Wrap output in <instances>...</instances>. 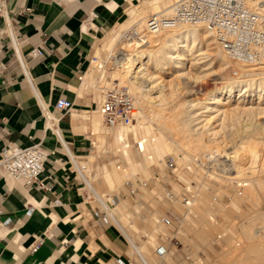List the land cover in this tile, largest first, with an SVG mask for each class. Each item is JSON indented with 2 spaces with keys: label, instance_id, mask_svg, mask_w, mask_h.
<instances>
[{
  "label": "crops",
  "instance_id": "1",
  "mask_svg": "<svg viewBox=\"0 0 264 264\" xmlns=\"http://www.w3.org/2000/svg\"><path fill=\"white\" fill-rule=\"evenodd\" d=\"M148 1L4 0L0 58L8 71L0 81V152L6 142L41 144L48 157L43 188L28 189L0 175V264H132L123 233L109 236L110 222L92 205L75 173L82 178L75 164L91 146L86 123L77 116L97 105L84 78L100 41L132 6ZM11 34L26 61L28 79L16 60ZM36 48L44 55L32 60ZM60 100L72 102L74 109H59ZM181 221L179 217L177 224ZM187 235L189 243H177L171 264H219V245L198 238L191 243ZM240 259L251 261L247 254ZM237 260L234 255L229 263Z\"/></svg>",
  "mask_w": 264,
  "mask_h": 264
},
{
  "label": "rangeland",
  "instance_id": "2",
  "mask_svg": "<svg viewBox=\"0 0 264 264\" xmlns=\"http://www.w3.org/2000/svg\"><path fill=\"white\" fill-rule=\"evenodd\" d=\"M174 1L175 0H169L168 5L171 6ZM150 4V1H148L140 3L139 6H132L131 8L134 11L132 10L133 12H131L129 15L130 8L126 12L125 20L116 26V28L109 31L107 35H105V37H103L100 41L97 49L102 44L101 47H103V54L100 55V59L96 64H101L103 61L104 76L101 77V73L98 72L97 68L92 69L90 66L84 78L85 87L90 91L91 94L95 96L97 102L96 106L99 107V103L101 101L100 98L102 99L103 96L100 90L105 91L116 86H128L118 85L117 82L113 80L115 72L119 70L116 58L118 60V58L123 57L119 56V54L118 57L117 53L126 52L124 51L126 50L124 47L126 44H128L127 42H121L120 37L121 34L124 31H127L133 24H137L141 29L146 26V24L141 23L142 17L139 12L143 8L150 6ZM135 10L138 14L135 12ZM138 19L140 20L138 21ZM141 24L144 26L142 27ZM116 29L117 32L114 33L113 31H116ZM207 35L208 34L202 32V34L198 36L199 39L196 41V49H199L200 51L195 54L198 55L200 52L204 54V59L202 60V62L205 61L204 63L199 64V62L197 63L194 61V56H189V60L185 61V69L182 71H177L171 68L163 70L159 67H156L152 62H149L148 65L143 66V68L147 69V71L144 70L143 72L146 75H134L136 76L137 80L139 78V81H137L132 75L134 78L133 80L135 81L136 85L140 87V89H130L132 90L131 92L134 95L135 100L139 97L140 99L142 98V103L144 102L142 106L138 105V103L136 104L138 111L141 109L142 113L144 112V115H149L145 119L147 126L154 125L153 127H149L151 129L156 128L154 124L155 121L153 120L152 116L154 112L164 111L169 114L171 111L177 112L181 110L184 112V118H186V120L189 118L187 120L188 125L186 124L184 126V130L187 132L189 131V134H192V136L195 137L199 135L201 136L203 133L202 136H205L203 137V140H206V144L209 141L213 143L211 144V142H209L207 144L208 146L211 145L207 151L204 150L203 153L201 151L196 155L192 154L193 157L191 154H187L190 156L189 159L188 157L183 159L184 156H187L186 153L184 155L181 150L177 149L176 152H165L158 159L150 160L147 163L143 153L138 150L137 144L133 143V135L130 134V137L128 136L127 140L129 141V144H131V148L128 150L129 154L131 153L130 156L134 161H131L130 163L125 156H123L121 153L115 152L114 150V134L116 129H105L106 127L104 123H102V130L100 134L92 135L93 126L90 120L91 114L82 112L79 116H77L81 122L86 123L84 124L87 131L86 137L88 138V141L91 145L87 152L81 155V158L77 159L79 167L82 169L83 175L85 174L84 176L90 182L92 181V185L98 189L97 191L99 194L101 196L103 195L102 197L112 208L115 216L122 224L124 231L116 224L107 210H105L99 198H97L96 195H93V192H91L84 178L79 176L77 170L75 173L82 182L83 190L86 191L88 199L92 202V205L95 208H98L102 213H104V215L107 213L110 215L109 222L111 226L108 230L109 236L116 237L118 231L123 233V237L121 236V241L126 247V251L132 260V264L145 263L141 259L140 255L135 252L132 245L130 244L129 239L137 246L144 247L145 257L148 262L150 261V264H166V258L158 257L156 254V250L159 245H165L169 251L167 261L168 264H171V255H175L178 251L179 246L177 243H189L187 233L191 236V243L194 241V239L198 238L209 245H219L221 250V258L218 260L219 264H230L229 259L234 255H237L238 257L236 264H246L244 260L241 261L240 259V257L244 259L246 254L247 256H250L251 259L249 264H264V256L262 259L258 260V254L257 251H255L257 248L256 246L260 245V243L263 245L264 249V196H262L256 203V201H253L249 198H244L239 195L242 187L238 186V179L231 182L225 181L226 178L236 175V173L233 171V169L235 170L236 167H233V165L235 166L238 161L242 162V164L246 165L247 167L251 165L249 162L252 160L250 159V149L253 148L252 146H254V148L253 151L251 149V153H257L259 161V164L256 163L253 165L257 170L256 176H260L264 181V170L262 171L260 166L263 162L262 155L264 150V145H262L264 144V115L257 113L251 115L247 112L244 113L240 110L234 111L233 109L237 107V104L240 101L243 102L241 104L242 106H257L255 103L259 102L260 100H264V92L259 93V90L261 89V83L260 81H257L252 87L250 86L252 91L248 92L245 96H240V89H246L245 87H249L248 85L241 86L230 98V100H232L230 103V108H232L231 110L233 112L231 110V112L228 110L223 111L226 108H224L225 106L222 104L229 101L228 94H223L221 96L222 104L219 107L222 111L220 110V114L219 112L203 113L204 110L201 109L202 105H199V107L195 106L196 103H203V106L208 105V103L212 101L214 94L218 93L217 89L222 88L228 81L232 80L234 77L233 70L236 68L235 64L233 63H231V67H229V60L226 53V61H221L217 53H224L225 51H223V49L218 45L213 33L211 34L212 36L209 35L210 37L208 36V38H206ZM103 40L104 42L102 43ZM148 43L149 42L145 43V45L143 43L141 44H143V48H147L150 45V43ZM130 46L132 49H134V47L137 49L136 45ZM95 55L96 54H94L93 57ZM135 59L137 58L135 57ZM91 60H93V58H91ZM147 60L148 58L143 60L145 61L144 63H146ZM137 64L138 61H136V65ZM204 64L206 66H204ZM136 71H138V69ZM260 95L261 98L259 99ZM183 104H185V106ZM262 105L264 107V103L260 106ZM175 107L177 108L175 109ZM194 113L196 115H194ZM197 113L202 116H197ZM205 115L207 117H205ZM203 118H208L210 120L207 122L205 129L202 127L203 123H197ZM137 122L138 121H136L134 123L135 125H133L136 126ZM194 127L196 128L194 129ZM205 133L206 135H204ZM106 134H109V138H106ZM141 135L142 131L139 132V137H141ZM253 137H255V139ZM99 138L101 140L97 141ZM111 138L112 140L114 139V141H112ZM249 138H252L250 142ZM95 139L97 142H99V144L96 143V146L97 144L99 146H97V148L92 144L93 140ZM175 139H180V137L176 136ZM215 141L217 144H215ZM149 144L148 146L150 147ZM244 144L246 146H244ZM215 146H217L218 149ZM242 146L244 147L242 148ZM216 150H218L219 153L216 152ZM208 151L215 152V154L211 156L212 158L208 156ZM236 151H239V153L242 154V161L241 159H233L235 161L234 162L232 158H229L234 154L233 152ZM242 156H244L246 160ZM170 158H173L176 163V170L174 172L169 171L166 166V162ZM132 162L134 164H132ZM142 163L145 165L143 166ZM130 165H136V168L137 165L138 167L140 166V168H137L135 175L129 168ZM143 168H145V170ZM125 170H127L126 176L121 182H119L120 184L116 183L110 187L107 186L110 185L108 182L105 181L104 183V179L106 180L107 177L106 173H113L114 171H120V173H122ZM258 172L262 176L258 175ZM103 174H106V176H103ZM251 176L252 175L249 173V171H246V174L241 177V180H248ZM134 179H138L141 182H146L148 186L140 189L136 195H131L127 191L126 186L129 181ZM185 180H187L189 183L187 181L185 183ZM184 197H187V200H189V202L192 204L186 206L184 203ZM171 216L176 217L177 219L179 217L183 219V221H181V225L177 224L180 226L178 233H171L161 222L164 218ZM176 222H178V220ZM151 237L153 240L149 239ZM232 264H235V262Z\"/></svg>",
  "mask_w": 264,
  "mask_h": 264
},
{
  "label": "bare ground",
  "instance_id": "3",
  "mask_svg": "<svg viewBox=\"0 0 264 264\" xmlns=\"http://www.w3.org/2000/svg\"><path fill=\"white\" fill-rule=\"evenodd\" d=\"M128 1H132V0H128ZM169 0H150V6H148L147 8H143L139 14L141 15V23L143 24H147V19L149 16H166V17H170L173 13V6L174 3L177 1L175 0L174 3L170 6L168 5ZM115 3L113 2L112 5H114ZM110 5V4H109ZM111 5V8H113L114 6ZM133 10V9H132ZM130 11L129 14L133 11ZM136 12V10H135ZM137 13V12H136ZM138 14V13H137ZM136 14V15H137ZM135 18V17H134ZM137 18V17H136ZM140 19H138L139 21ZM136 23V22H135ZM138 23V22H137ZM143 24L142 27L144 26ZM140 25V24H139ZM140 27V26H139ZM145 27V26H144ZM143 27V28H144ZM202 32H204L205 34H208L206 36V38H208L209 35L212 34V31L209 30L207 27L202 26V25H198V26H188V25H181L177 28H173V29H168V30H163L161 32H155L153 34H149L147 35V40H145L143 42V44L145 45V43L149 42L150 45L147 48H143V44H139L135 49H132L130 45L133 44H126V46L124 47L126 50V52H118L117 56L119 54V56H123L122 58H118L117 60V66L119 67V70H117L115 72L114 78L113 80L115 82H117L118 85H128L129 89L133 88L134 90H139L140 87H138L135 83V81L133 80L134 78H136V76H134L135 74H143L146 75L144 72V70L147 71V69L143 68L144 65H148L149 62H152L156 67H159L163 70L165 69H175L177 71H182L184 70V66H185V61L189 60V56H194V61H196L197 63H204L205 61L202 62V60L204 59V54H202L200 52V54L196 55L195 53H198L200 50L196 49V41L198 38V36H200L202 34ZM212 36V35H211ZM210 37V36H209ZM205 38V37H204ZM114 43V42H113ZM148 43V44H149ZM147 44V45H148ZM216 44V43H215ZM128 48V49H127ZM103 51V47H100L98 49V51L96 52V55L94 56L93 60H92V64H91V68H97L98 72L101 73V77L104 76V63L103 61L101 62V64H96L98 62V60L100 59V55H102ZM226 52H219L217 53L218 57L221 59V61H226V56H225ZM227 55V54H226ZM118 56V57H119ZM127 57V58H126ZM135 57L137 59H135ZM228 57V65H230L229 67H231V63L235 64L236 68L235 70L240 72V76L239 77H233L231 81H228L222 88H218V93H215L214 96L212 97V101L208 103V105H204L203 103H196L195 106L202 105V108L204 111L203 113H213V112H219L220 114V110L221 108L219 107L222 104L221 101V96L223 94H228V102L223 103L222 105L225 106L224 108H226L223 111H229L231 112L232 108L230 103L232 100H230V98L233 96L234 92L240 88L241 86L244 85H248L249 87H245L246 89H240L241 95L240 96H245L247 95L248 92L252 91V86L254 85V83H256L257 81H260V90L259 93L264 92V63H262L259 66H250V65H244L241 63H237L232 61L229 56ZM147 62L144 63L145 59H147ZM136 61H138V64L136 65ZM226 65V64H225ZM204 66H206L204 64ZM227 66V65H226ZM147 68V67H146ZM149 68V67H148ZM205 68V67H204ZM138 69V71H136ZM229 70V69H228ZM233 70V69H232ZM92 71V70H91ZM232 74V73H231ZM132 75L134 76V78L132 77ZM91 76V75H90ZM95 76V75H94ZM139 76V75H138ZM94 78V77H93ZM137 80V78H136ZM139 81V78L138 80ZM138 83V82H137ZM88 84V83H87ZM251 86V87H250ZM153 87V86H152ZM102 93L104 92V90H100ZM132 91V90H131ZM255 91V90H254ZM140 93V92H139ZM138 93V94H139ZM163 94V93H162ZM149 95V94H148ZM142 96V95H141ZM165 96V95H164ZM137 97V96H136ZM149 97V96H148ZM261 98V95L259 96V99ZM142 99V98H141ZM141 99L138 97V99H136V103H138V105L142 106V101ZM162 99V98H161ZM160 99V100H161ZM100 103H99V107L96 106L94 107V109L89 112H86V114H91L90 115V120L92 122V126H93V130H92V135H98L100 134L101 130H102V123L103 122V118L101 116L100 113V105L102 102V99L100 98ZM165 101V100H164ZM243 102L240 101L237 104L236 108H233L234 111L236 110H240L243 111L244 113H249V114H263L264 115V107L263 105L260 106L261 104L264 103V100H260L259 102L255 103L257 104V106H242ZM252 103V102H251ZM164 104L166 105V103L164 102ZM185 106V104H183ZM181 106V105H180ZM153 107V106H152ZM141 108V107H139ZM177 107H175L176 109ZM231 110V111H230ZM150 111V110H149ZM222 111V110H221ZM148 112V111H146ZM233 112V111H232ZM147 114V113H146ZM100 115V116H99ZM148 115V114H147ZM184 112L177 111V112H173L171 111L169 114L164 112V111H158V112H154L153 113V121L156 128L151 129L150 127L153 126H147L145 123V119L146 115H144V112L142 113V110L140 109L138 111V118H137V123L136 126H131L128 128H118L116 129V132L114 134V139H115V147L114 150L117 153H121L123 156H125L127 158V160H129V162L131 163V161H133V159L131 158L130 154H129V150L131 148V144H129V141L127 140V137L132 134L133 135V143H136L138 146V150L141 151L145 157V159L147 160V163L150 160H156L159 157H161L165 152L169 153V151H177V149L181 150L182 153H186L187 154H199V152L205 150L207 151V149L211 146H208L207 144L211 141H209L206 144V140H203L201 136H192V134H189V131L187 132L186 130H184V126L187 124L188 125V119L186 120V118H184ZM190 115V114H188ZM194 115H196L194 113ZM200 114L197 113V116H199ZM187 116V115H186ZM202 116V115H200ZM199 116V117H200ZM151 117V115H150ZM192 117V115H191ZM205 117H207L205 115ZM209 117V116H208ZM215 117V116H214ZM212 118V117H211ZM214 119V118H212ZM51 121V120H50ZM151 121V120H150ZM210 120L208 118L206 119H202L200 120V122L197 123H203L202 127L205 129V126L207 125V122H209ZM55 123V122H53ZM152 123V122H149ZM190 123V121H189ZM193 123V122H192ZM196 123V124H197ZM209 124V123H208ZM50 125V124H49ZM106 127V126H105ZM188 127V126H186ZM201 127V128H202ZM213 127V126H212ZM196 127H194L195 129ZM208 128V127H207ZM263 128V127H262ZM108 129V128H105ZM193 129V130H194ZM110 130V129H108ZM189 130V129H187ZM191 130V128H190ZM142 131V135L141 137H139V132ZM213 131V130H212ZM114 132V131H113ZM193 132V131H192ZM191 133V132H190ZM213 133V132H212ZM201 134V132H200ZM209 134V133H208ZM211 134V133H210ZM255 134V133H253ZM131 135V136H132ZM206 135V133L204 134ZM212 135V134H211ZM250 135V134H249ZM252 135V134H251ZM176 136H179L180 139H175ZM208 136V135H207ZM130 137V136H129ZM215 137V136H214ZM252 137V136H251ZM106 138H109V134H106ZM211 138V137H210ZM255 139V137H253ZM114 139L111 140L114 141ZM129 139V138H128ZM205 139V138H204ZM209 139V138H208ZM215 139V138H213ZM262 139V138H261ZM101 139L99 138L100 141ZM210 140V139H209ZM212 140V138H211ZM224 140V139H223ZM252 140V138H249V142ZM96 139L93 140L92 144L94 146H96V143L99 144V142H97ZM214 142V140H213ZM236 142V141H235ZM245 142V141H244ZM261 142V141H260ZM150 145V147L148 146V144ZM228 143V141H227ZM264 143V142H263ZM97 144V146H98ZM106 144V143H105ZM211 144H213L211 142ZM215 144H217V142L215 141ZM225 144V143H224ZM248 144V143H247ZM249 145V144H248ZM252 145V144H251ZM250 145V146H251ZM258 145V144H257ZM264 145V144H262ZM96 146V148H97ZM213 146V145H212ZM221 146V145H220ZM241 146V145H240ZM239 146V147H240ZM244 146H246L244 144ZM242 146V148L244 147ZM249 146V147H250ZM99 147V146H98ZM112 147V148H113ZM217 147V146H215ZM214 147V148H215ZM254 148V146H252ZM263 147V146H262ZM213 148V150H214ZM223 148V146H222ZM231 148V147H229ZM246 148V147H245ZM253 148L252 151H253ZM107 149V147H106ZM212 149V147H211ZM218 149V147H217ZM249 149V148H248ZM247 149V151H248ZM251 149H250V154H251V165L249 167H247L246 165L242 164V162L238 161L235 166L233 165V167H236V169L233 171L236 173L235 176H230L228 178H226L225 181H235L237 180L238 182V186L242 187L239 195L244 197V198H249L253 201H256V203L260 200V198L262 196H264V181L261 179V177H257L256 176V167L253 166L254 164L258 163V155L257 153L252 152L251 153ZM132 150V149H131ZM242 150V149H241ZM240 150V151H241ZM244 150V149H243ZM109 151V150H108ZM215 151V150H214ZM245 151V150H244ZM131 152V151H130ZM208 156H210V158H212L211 156H213V154H215V152L212 151H208ZM216 152H218V150H216ZM227 152V151H226ZM259 152V151H258ZM219 153V152H218ZM222 153V151H221ZM232 153V152H231ZM234 154L231 155L229 158H232V160H240L241 159V153H239V151L233 152ZM226 154V153H225ZM228 154V153H227ZM249 154V155H250ZM177 155V154H176ZM183 155V154H182ZM218 155V154H217ZM247 155V153H246ZM220 156V155H219ZM227 156V155H226ZM133 157V156H132ZM135 157V156H134ZM189 159L190 156H184V158ZM193 157V155H192ZM244 158V156H242ZM262 163H261V169L262 171L264 170V150H263V155H262ZM75 158V157H74ZM137 159V158H136ZM135 159V160H136ZM192 159V158H191ZM227 159V158H226ZM245 159V158H244ZM243 159V160H244ZM208 160V159H207ZM233 160V161H234ZM246 160V159H245ZM244 160V161H245ZM145 161V160H144ZM182 161V160H181ZM232 161V162H233ZM242 161V159H241ZM128 162V163H129ZM134 162V161H133ZM132 162V164H134ZM138 162V161H137ZM156 162V161H155ZM187 162V161H186ZM235 162V161H234ZM145 163V162H144ZM144 163L143 166L145 165ZM183 163V162H182ZM195 163V162H194ZM136 164V163H135ZM139 164V163H138ZM141 164V163H140ZM184 164V163H183ZM232 164V163H231ZM259 164V163H258ZM77 166V169L81 172V176L84 178V180L87 182L88 187L90 188L91 192H93V195H96L97 198H99V200L101 201V204L103 205V207L105 208V210H107V212L111 215L112 219L116 222V224L124 231V229L122 228V224L120 223L119 219L115 216V213L113 212L112 208L110 207V205L104 200V198L99 194V192L97 191L98 189L95 188L92 185V181L90 182L82 173V169L79 167L78 161L75 164ZM196 165V164H195ZM198 165V164H197ZM136 166V165H135ZM134 165H130V169L132 170L133 174L135 175V172L137 171V168H140V166L137 168ZM141 166V167H143ZM148 166V165H147ZM146 166V167H147ZM162 166V165H161ZM186 166V165H185ZM194 166V165H193ZM230 166V165H229ZM181 167V166H180ZM118 168V167H117ZM119 169V168H118ZM124 169V168H123ZM145 170V168H143ZM141 170V169H139ZM127 170L123 171L122 173L114 171L113 173H106L107 177L106 180L104 179V183L105 181L108 182L107 186H113L116 183H119L123 180V178L126 176V172ZM246 171H249V173L252 175L250 177V179L246 180H241V177L246 174ZM260 171V170H259ZM191 172V171H190ZM223 172V171H222ZM264 172V171H263ZM187 173V172H186ZM259 173V172H258ZM257 173V174H258ZM106 174L103 176H106ZM149 174V173H148ZM132 175V174H130ZM258 175H261L260 173ZM144 176V175H143ZM213 176V175H212ZM262 176V175H261ZM131 177V176H130ZM132 178V177H131ZM146 178V177H145ZM244 178V177H243ZM186 179V178H185ZM108 180V181H107ZM187 180H185L186 183ZM248 181V182H247ZM188 182V181H187ZM247 182V183H246ZM154 183V182H153ZM189 183V182H188ZM207 183V182H206ZM228 183V182H227ZM241 183V184H240ZM120 184V183H119ZM240 184V185H239ZM189 185V184H188ZM191 186V185H190ZM229 186V185H228ZM210 187V186H209ZM233 187V186H232ZM109 188V187H108ZM194 188V187H193ZM229 188V187H228ZM112 189V188H111ZM114 189V188H113ZM124 189V187H123ZM222 190V189H221ZM196 191V190H195ZM95 193V194H94ZM103 193V192H102ZM168 193V192H167ZM233 193V192H232ZM231 194V192H230ZM235 197V196H234ZM242 199V198H241ZM200 200V198H199ZM204 202V201H203ZM262 203V202H261ZM192 203L190 202V205ZM200 204V203H199ZM255 204V203H254ZM237 206V205H236ZM236 208V207H235ZM194 209V208H193ZM201 209V208H200ZM133 215V214H132ZM131 216V215H130ZM132 218V217H131ZM156 218V217H155ZM123 219V218H122ZM128 220V219H127ZM152 220V219H151ZM158 220V219H157ZM156 223V222H154ZM153 223V224H154ZM159 223V222H158ZM151 234V233H150ZM153 234V233H152ZM151 236V235H150ZM149 236V237H150ZM155 236V235H154ZM129 239V238H128ZM149 239H152L149 238ZM153 240V239H152ZM130 244L132 245L133 249L135 250V252H137V254L140 255L141 259L144 261L145 264H150V261L148 262V260L145 257V249L142 246H137L136 244H134L130 239ZM149 241V240H148ZM156 241V240H154ZM147 244V243H146ZM257 248L255 249V251H257V256H258V260L262 259L264 256V249H263V245H258L256 246ZM158 249V248H157ZM96 251V250H95ZM157 251V250H156ZM233 253V252H232ZM148 256V255H146ZM235 259V258H234ZM261 264V263H258Z\"/></svg>",
  "mask_w": 264,
  "mask_h": 264
},
{
  "label": "built area",
  "instance_id": "4",
  "mask_svg": "<svg viewBox=\"0 0 264 264\" xmlns=\"http://www.w3.org/2000/svg\"><path fill=\"white\" fill-rule=\"evenodd\" d=\"M4 0H0V16L6 18ZM181 25H202L212 31L218 45L229 58L237 63L259 66L264 63V0H177L170 17L149 16L144 28L133 24L121 34L120 41L138 46L147 40V35L163 30L177 28ZM7 31L10 25L7 23ZM3 32L0 31V35ZM16 60L28 79V67L20 54L19 44L11 34ZM42 49H33L32 60L43 57ZM117 62V58H116ZM8 67L0 58V81L7 75ZM233 76L239 77L240 72L233 70ZM100 105V113L104 125L110 130L133 126L138 118V108L134 95L128 86H116L105 90ZM57 107L69 113L74 109L70 101L60 100ZM47 152L41 144L22 147L6 142L0 152V175L22 184L28 189L43 188L41 176L46 171ZM167 169L174 172L176 163L173 158L166 162ZM146 182L134 179L127 183V191L136 195L140 189L147 187ZM186 206L190 205L184 197ZM110 215L105 214L109 222ZM176 217H166L161 222L172 233H178ZM177 242V241H176ZM37 243L32 251H37ZM165 245H159L156 254L165 258L168 254ZM222 264V263H220Z\"/></svg>",
  "mask_w": 264,
  "mask_h": 264
}]
</instances>
